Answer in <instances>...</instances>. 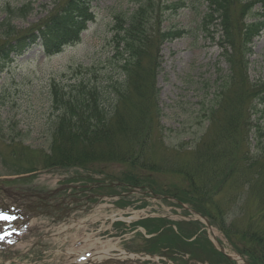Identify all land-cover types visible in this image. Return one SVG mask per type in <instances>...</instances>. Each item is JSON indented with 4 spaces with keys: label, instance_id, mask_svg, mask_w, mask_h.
Segmentation results:
<instances>
[{
    "label": "rangeland",
    "instance_id": "obj_1",
    "mask_svg": "<svg viewBox=\"0 0 264 264\" xmlns=\"http://www.w3.org/2000/svg\"><path fill=\"white\" fill-rule=\"evenodd\" d=\"M65 1L0 0V198L7 201L11 190L16 188L45 191L62 186L65 193L74 194L73 200H77L71 203V206L77 204L72 211L88 223L82 224L83 228L64 231L60 228L62 224L52 217L31 216L22 226L0 229V263L68 264L72 259H79L81 256L77 255L83 249L88 250L82 242L86 236L93 240L90 247L95 251L111 246L139 254L135 251L141 242L137 240L139 237L162 235L164 240L170 238L171 246H180L189 253L192 260L187 264H264V251L253 259L250 249V245H254L250 234L264 235V206L257 205L256 189L247 187L253 185L240 183V174L234 173L226 183L220 180L207 183L202 186V198L196 201L189 194L192 201L185 199L182 204L153 196L152 193L158 192L146 187L145 191L133 188L132 192L116 195L120 192L118 186L135 180L145 181L147 185L153 183L149 187L161 190H189V186L181 185L174 170L191 168L197 161L196 147L210 123L207 105L223 73L220 70L227 67L221 55L225 50L220 46L223 32L219 21L213 22L209 32L200 29L202 0H150L144 9L149 44L153 45V51L158 49L160 55V67L150 82L155 81L164 135L163 143L155 138L145 154L146 162L155 168L150 178L147 170L140 174L139 170L117 162L67 168L44 163L56 119L52 112L51 83L67 86L78 79L86 67L100 70L114 47L112 27L116 16L129 15L143 0H86L93 21L80 33L79 41L62 44L52 55L43 52L40 40L38 45L34 43L26 49H7L8 41L31 30L40 36L39 28ZM183 1L184 7L174 9V5ZM226 2L230 9L224 21L233 29L226 30L232 37L236 36L239 44L237 21H251L256 7L242 13L238 7L240 0ZM176 30L180 34L173 38ZM238 47L226 49L246 61L248 80L258 81L264 76V30L252 40L249 52L242 45ZM230 97L234 99L236 94ZM257 116H250L252 123ZM245 129L246 126L236 131L234 137L252 151L256 132L252 126L248 134ZM135 171L134 177L128 178ZM200 210L212 215L209 218L212 232L231 259L220 253L212 234L205 230L204 222L195 214ZM146 216L158 218V232L151 233L150 226H135V221ZM122 220L132 226L127 236L132 238L127 241L120 240L118 234H113L115 238L109 235L110 225L118 227ZM189 220L191 224L186 223ZM157 240L162 244L161 239ZM146 245L158 248L160 253L154 257L159 258L160 264H186L174 253L175 248L163 250L152 242Z\"/></svg>",
    "mask_w": 264,
    "mask_h": 264
},
{
    "label": "trees",
    "instance_id": "obj_2",
    "mask_svg": "<svg viewBox=\"0 0 264 264\" xmlns=\"http://www.w3.org/2000/svg\"><path fill=\"white\" fill-rule=\"evenodd\" d=\"M149 1L143 0L125 17L116 16L112 27L114 47L100 70L94 66L86 67L82 75L67 86L59 82L51 83L52 112L56 119L53 122L49 155L44 158L45 164L67 168L117 162L139 170L140 174V171H149L148 178L155 172V168L146 162L145 154L155 138L163 143L164 135L156 102L155 81L150 82L160 67V55L158 49L152 50L153 45L149 44L148 29L144 23V9ZM202 1L204 10L200 29L209 32L213 22L219 21L223 32L220 46L225 50L221 55L227 67L220 70L223 73L207 105L210 123L196 147L197 161L191 168L174 170L182 181L181 185L189 186V190H156L161 194H172L182 202L185 199L192 201V198L197 201L203 197L202 186L218 180L226 183L237 173L240 174V183L253 185L247 187L256 189L257 205L264 206V76L256 82H250L246 75V61L238 56L236 58L226 49H236L242 45L247 52L250 51L248 46L264 30V0H240L238 7L242 13L254 7L256 11L252 13L251 21H237L239 44L236 36L232 37L226 30L232 29L224 21L226 11L230 9L227 0ZM184 5L183 1L178 6L174 5V9L178 10ZM56 10L39 28L40 36L37 37L31 30L12 39L13 43L8 41L5 44L7 49H26L40 40L43 51L52 55L62 44L79 41L80 33L94 19L88 11L86 0H66ZM20 13L24 12L21 10ZM179 34L176 30L173 38ZM157 37H161V34ZM233 93L236 94L234 99L230 97ZM220 115L223 117L220 118ZM251 115H258L257 121L252 123ZM244 126L247 134L250 126L256 132L252 151L246 143H239L234 137V133L242 131ZM103 146L104 150H101ZM134 173L136 171L128 178L134 177ZM128 184L148 187L153 183L147 185L145 181L135 180ZM200 212L212 217L205 210ZM140 224L150 226V232L159 229L158 221L152 219ZM250 235L254 243L250 245L251 254L253 259H257L260 251H264V235ZM158 236L168 247L181 250L180 246L170 245V238L167 241L161 238L162 235Z\"/></svg>",
    "mask_w": 264,
    "mask_h": 264
},
{
    "label": "bare ground",
    "instance_id": "obj_3",
    "mask_svg": "<svg viewBox=\"0 0 264 264\" xmlns=\"http://www.w3.org/2000/svg\"><path fill=\"white\" fill-rule=\"evenodd\" d=\"M86 252V250H82L81 253H79L77 256H82L84 255V253ZM106 256V252L105 251H102V252H99V253H96L94 256H90L89 258H87L85 260V262H82L80 264H97L100 260H104Z\"/></svg>",
    "mask_w": 264,
    "mask_h": 264
},
{
    "label": "snow or ice",
    "instance_id": "obj_4",
    "mask_svg": "<svg viewBox=\"0 0 264 264\" xmlns=\"http://www.w3.org/2000/svg\"><path fill=\"white\" fill-rule=\"evenodd\" d=\"M0 218L8 219V217L6 215H2V216H0Z\"/></svg>",
    "mask_w": 264,
    "mask_h": 264
},
{
    "label": "water",
    "instance_id": "obj_5",
    "mask_svg": "<svg viewBox=\"0 0 264 264\" xmlns=\"http://www.w3.org/2000/svg\"><path fill=\"white\" fill-rule=\"evenodd\" d=\"M208 228H210L209 224H208ZM220 250H221V252H223V247L221 245H220Z\"/></svg>",
    "mask_w": 264,
    "mask_h": 264
},
{
    "label": "flooded vegetation",
    "instance_id": "obj_6",
    "mask_svg": "<svg viewBox=\"0 0 264 264\" xmlns=\"http://www.w3.org/2000/svg\"><path fill=\"white\" fill-rule=\"evenodd\" d=\"M123 194V193H122ZM69 196H71V195H69Z\"/></svg>",
    "mask_w": 264,
    "mask_h": 264
}]
</instances>
